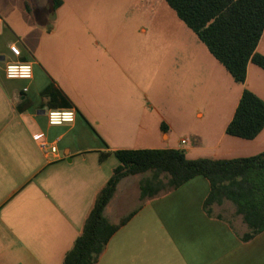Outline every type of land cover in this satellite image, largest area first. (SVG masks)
<instances>
[{"label":"crops","instance_id":"obj_1","mask_svg":"<svg viewBox=\"0 0 264 264\" xmlns=\"http://www.w3.org/2000/svg\"><path fill=\"white\" fill-rule=\"evenodd\" d=\"M28 1L27 25L0 11V264H62L119 164L114 154L102 160V153L177 148L190 158L227 159L264 150V128L253 139L227 132L245 89L264 99V69L250 62L245 83H237L175 12L171 44L182 35L183 45L174 48V78L205 86V106L154 93L167 61L160 59L151 75L144 77L142 67L134 75L115 39L102 46L89 27L73 29L62 16L63 0L57 8L53 0ZM262 41L264 35L257 51L264 54ZM12 43L21 56L11 52ZM142 56L143 49L133 63ZM9 62L31 63L33 78H7ZM50 110H75L76 118L51 125ZM43 141L57 151L45 152ZM141 175L122 179L106 207L115 223L137 211L98 264H264V231L245 241L241 216L220 217V206L214 216L206 212L207 177L197 175L143 203Z\"/></svg>","mask_w":264,"mask_h":264},{"label":"trees","instance_id":"obj_2","mask_svg":"<svg viewBox=\"0 0 264 264\" xmlns=\"http://www.w3.org/2000/svg\"><path fill=\"white\" fill-rule=\"evenodd\" d=\"M165 1L237 83H245L250 62L264 69V54L257 51L264 35V0ZM61 4L62 0H53L54 8ZM25 6L29 11L28 0ZM263 128L264 99L245 89L227 132L253 139ZM110 154L118 158L119 164L98 192L62 264H98L114 233L137 211L115 223L106 216V207L122 179L145 173L149 174L140 182L143 203L203 175L211 185L204 202L209 215L214 216L216 207L231 202L233 213L241 216L248 226L243 236L245 241L264 231V150L249 157L218 159L190 158L177 148L117 149L102 153L101 159ZM217 215L222 217L224 212Z\"/></svg>","mask_w":264,"mask_h":264},{"label":"rangeland","instance_id":"obj_3","mask_svg":"<svg viewBox=\"0 0 264 264\" xmlns=\"http://www.w3.org/2000/svg\"><path fill=\"white\" fill-rule=\"evenodd\" d=\"M62 16L71 21L73 29L77 24L87 26L94 31V37L100 39L102 46L115 39L118 52H124L123 59L127 58L126 66L135 75L137 68L150 75L157 67L160 59L165 63L162 77L154 80V93L161 95L184 96L197 102L198 105L205 106L204 98L208 89L205 86L181 85V79L175 76L173 68L174 48L180 41L183 45V36L178 35L176 42L172 41L170 31L172 16L174 11L165 0H63ZM0 11L5 16L16 17L19 22L27 25L31 21V16L25 7L24 0H0ZM55 14V11H53ZM146 26L148 32L143 34L141 26ZM186 26V25H185ZM187 28V27H186ZM192 35L197 36L190 29ZM175 37V36H174ZM180 39V40H179ZM182 40V41H181ZM261 50H264L262 41ZM179 44V43H178ZM143 49V61L133 63L137 55ZM168 49V53H163ZM130 57V58H129ZM131 59V61H128ZM17 80V79H13ZM149 80L142 81L147 86ZM153 94V91L151 92ZM209 122V121H208ZM149 173L142 174L146 176ZM224 214L230 217L234 207L231 202H227L224 207H220Z\"/></svg>","mask_w":264,"mask_h":264},{"label":"built area","instance_id":"obj_4","mask_svg":"<svg viewBox=\"0 0 264 264\" xmlns=\"http://www.w3.org/2000/svg\"><path fill=\"white\" fill-rule=\"evenodd\" d=\"M2 28L3 20L0 18V32ZM10 50L15 56H21V48L18 43L10 44ZM5 75L9 79L30 80L34 75L33 65L28 62H9L5 66ZM25 90H27V87ZM47 117L51 125H61L66 122H73L76 118V112L75 110H50ZM183 142H186V140H183ZM41 146L45 152L49 150L56 152L58 149L55 144L50 146L46 141L41 142Z\"/></svg>","mask_w":264,"mask_h":264}]
</instances>
